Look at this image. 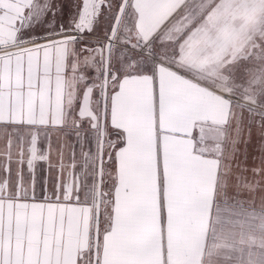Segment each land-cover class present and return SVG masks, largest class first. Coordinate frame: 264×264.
I'll list each match as a JSON object with an SVG mask.
<instances>
[{
  "label": "snow or ice",
  "instance_id": "snow-or-ice-1",
  "mask_svg": "<svg viewBox=\"0 0 264 264\" xmlns=\"http://www.w3.org/2000/svg\"><path fill=\"white\" fill-rule=\"evenodd\" d=\"M0 264H264V0H0Z\"/></svg>",
  "mask_w": 264,
  "mask_h": 264
},
{
  "label": "rangeland",
  "instance_id": "rangeland-1",
  "mask_svg": "<svg viewBox=\"0 0 264 264\" xmlns=\"http://www.w3.org/2000/svg\"><path fill=\"white\" fill-rule=\"evenodd\" d=\"M68 2H69V3H71V2H72V0H68Z\"/></svg>",
  "mask_w": 264,
  "mask_h": 264
}]
</instances>
